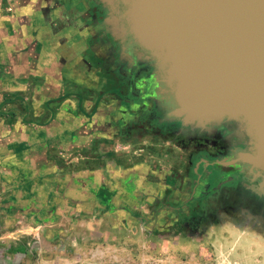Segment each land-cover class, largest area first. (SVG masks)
<instances>
[{
    "label": "crops",
    "instance_id": "0c3cea01",
    "mask_svg": "<svg viewBox=\"0 0 264 264\" xmlns=\"http://www.w3.org/2000/svg\"><path fill=\"white\" fill-rule=\"evenodd\" d=\"M83 14L76 0H0V242L72 235L74 218L128 227L175 192L163 182L175 171L94 154L117 134L105 121L113 94L98 80L105 51Z\"/></svg>",
    "mask_w": 264,
    "mask_h": 264
},
{
    "label": "water",
    "instance_id": "95a60500",
    "mask_svg": "<svg viewBox=\"0 0 264 264\" xmlns=\"http://www.w3.org/2000/svg\"><path fill=\"white\" fill-rule=\"evenodd\" d=\"M114 36L153 63L168 121L214 129L235 122L249 148L230 164L264 178V0H103ZM247 208L264 222V181Z\"/></svg>",
    "mask_w": 264,
    "mask_h": 264
},
{
    "label": "rangeland",
    "instance_id": "374dc122",
    "mask_svg": "<svg viewBox=\"0 0 264 264\" xmlns=\"http://www.w3.org/2000/svg\"><path fill=\"white\" fill-rule=\"evenodd\" d=\"M114 139L101 138L108 146L96 148L94 154H106L108 148L124 163L119 166L143 165L154 171L158 164L164 170L186 173L190 149L183 146L182 139L142 131ZM151 178L148 175L147 186ZM162 195L167 197V193ZM144 213V222L134 221L128 227L121 221L101 220L84 226L74 218L66 220L72 235L48 234L43 239L38 229L30 242L2 241L0 264H264V222L246 209L231 208L204 221L186 217L173 221L166 209L163 219H156L154 204H148ZM107 227L112 234L103 233ZM81 229L87 237L77 241L76 231Z\"/></svg>",
    "mask_w": 264,
    "mask_h": 264
},
{
    "label": "flooded vegetation",
    "instance_id": "af4514ba",
    "mask_svg": "<svg viewBox=\"0 0 264 264\" xmlns=\"http://www.w3.org/2000/svg\"><path fill=\"white\" fill-rule=\"evenodd\" d=\"M76 1L82 5L84 19L88 21L84 25L89 28L90 40L105 51L99 70L107 78L98 80H103L104 88L113 94L107 107L106 128L117 135L142 131L177 137L190 149L185 175L164 176L167 188L175 192L160 201L156 219H163V209L173 221L182 217L204 221L231 208H254L260 198L249 189L258 188L264 178L257 177L248 165L229 163L240 151L249 148L248 136L235 122L200 129L168 121L167 113L173 102L157 94L158 84L153 78L155 67L151 61L140 57V46L129 39L123 41L110 31L106 22L109 5L103 0Z\"/></svg>",
    "mask_w": 264,
    "mask_h": 264
}]
</instances>
